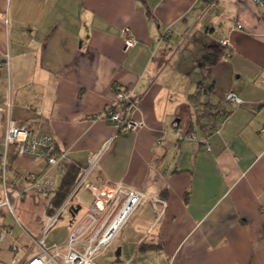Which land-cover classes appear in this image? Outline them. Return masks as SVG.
<instances>
[{"label":"crops","instance_id":"1","mask_svg":"<svg viewBox=\"0 0 264 264\" xmlns=\"http://www.w3.org/2000/svg\"><path fill=\"white\" fill-rule=\"evenodd\" d=\"M261 12L253 0H0V159L11 119L52 136L66 156L50 167L44 158L8 153L18 226L1 207L8 242L30 245L68 165L85 166L115 135V125L97 116L118 83L139 101L133 117L144 126L115 135L88 181L96 190L124 182L146 199L97 264H264ZM235 21L241 29L231 30ZM124 26L136 39L126 49ZM226 36L232 54L209 63L210 46ZM199 84L207 90L202 100L232 109L206 138L188 101ZM230 89L238 106L223 99ZM191 131L195 139L178 138ZM29 172L52 177L49 198H16ZM81 190L90 208L94 194L80 187L68 210L82 208ZM69 213L71 224L77 213Z\"/></svg>","mask_w":264,"mask_h":264},{"label":"built area","instance_id":"2","mask_svg":"<svg viewBox=\"0 0 264 264\" xmlns=\"http://www.w3.org/2000/svg\"><path fill=\"white\" fill-rule=\"evenodd\" d=\"M212 1L209 0V2ZM253 2L262 9L261 19L264 21V0H253ZM241 28L242 24L235 21L231 30ZM122 31L124 48L133 46L136 39L131 35L130 28L124 26ZM168 33V31L165 32L164 36H168ZM218 45L220 47L219 59L223 61L229 58L233 52L229 37L220 39ZM113 93V99L97 117L106 118L113 123L116 127L115 135L127 134L143 127L144 121L133 117L139 109V101L132 100L130 92L118 83L113 84ZM224 99L234 106L242 103V99L233 89L224 94ZM259 133L264 136V127L259 130ZM115 135L105 140L91 154L86 165L79 168V176L75 185L60 206L44 215L41 232L32 238L30 245L20 246L13 241L8 242V238L12 236V229L0 224V264H97L96 257L107 250L133 210L146 199V194L142 190L133 188L124 182H105L100 189L96 190L88 181L89 174L99 166L100 158ZM186 137L195 139L196 135L189 132L178 136L179 139ZM2 142L4 152L0 159V182L4 197L0 198V208L14 212L15 201L9 196L6 181L8 153L44 158L50 167L59 164L66 156L63 151L58 150L52 136L39 133L26 124L16 123L13 119L8 121ZM26 180V185L16 194V198L27 192H35L49 198L53 184L50 175L29 172ZM80 187L94 194L90 210L82 218L72 221L74 223L63 242L47 244V233L55 225L60 214L72 201L75 192ZM158 201L165 205V200L158 199ZM2 253H6V257H3Z\"/></svg>","mask_w":264,"mask_h":264},{"label":"trees","instance_id":"3","mask_svg":"<svg viewBox=\"0 0 264 264\" xmlns=\"http://www.w3.org/2000/svg\"><path fill=\"white\" fill-rule=\"evenodd\" d=\"M210 48L213 51L211 53H207L205 55V59L212 64L219 59L220 47L218 44H216L210 46ZM206 91L207 90L201 87V84H199L197 89L193 93H190L188 95L189 104H191L194 109V118H195L194 123L203 133L204 138L212 134L217 129L220 121L232 111V109L227 108V106L224 103H222L220 100L217 102H212L210 100H202L201 99L202 94L205 93ZM78 176H79V168H77L73 164L68 165L54 193V196L50 201L52 206V208L50 209L51 211L55 210L65 200V198L67 197L73 186L75 185ZM74 220L75 219H72V221ZM72 221L70 226H72L74 223V222L72 223Z\"/></svg>","mask_w":264,"mask_h":264},{"label":"rangeland","instance_id":"4","mask_svg":"<svg viewBox=\"0 0 264 264\" xmlns=\"http://www.w3.org/2000/svg\"><path fill=\"white\" fill-rule=\"evenodd\" d=\"M196 133H197V130H196ZM83 192L84 191L81 190L76 195V196H79L81 201H82L81 202L82 203V208L77 213V217H76L77 219H79L82 216V214L85 213L87 210H90V208L87 207V201L89 200L90 197H89V195L87 193H83ZM3 197L4 196L2 194V188H1V190H0V198L3 199ZM48 212H50V211H48ZM14 213H16V209L15 208H14V212H11V211L8 210L5 214H2V215L5 216V221H8L9 223L13 224L14 229H15L14 231H17L18 230V226L15 224ZM70 220H71V218H70L69 210H68V208H65L63 210V212L60 214V217L58 218V220L55 223V225L47 233V235H46L47 244L61 243V241L63 242L66 239V236L68 234L69 227H70V223H69ZM1 255L3 257H6L5 253H2Z\"/></svg>","mask_w":264,"mask_h":264},{"label":"water","instance_id":"5","mask_svg":"<svg viewBox=\"0 0 264 264\" xmlns=\"http://www.w3.org/2000/svg\"><path fill=\"white\" fill-rule=\"evenodd\" d=\"M79 209H80L79 205L78 206L71 205L70 208H69V210L71 211L72 216H74V214H76Z\"/></svg>","mask_w":264,"mask_h":264}]
</instances>
